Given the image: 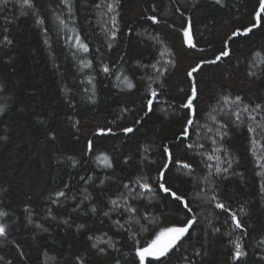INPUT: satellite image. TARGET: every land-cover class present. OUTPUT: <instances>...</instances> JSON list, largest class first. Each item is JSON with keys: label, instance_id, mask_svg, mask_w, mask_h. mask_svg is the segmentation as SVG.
<instances>
[{"label": "trees", "instance_id": "obj_1", "mask_svg": "<svg viewBox=\"0 0 264 264\" xmlns=\"http://www.w3.org/2000/svg\"><path fill=\"white\" fill-rule=\"evenodd\" d=\"M111 2L34 0L29 9L22 0H0V40H12L0 44V212L7 213L0 223L8 226L0 264H139L136 247L193 216L182 244L152 264H264L257 161L264 156V25L233 38L230 56L194 73L196 115L188 136L180 135L192 118L182 106L191 94L187 72L214 59L232 30L248 26L259 0H119L118 15L108 12ZM189 18L195 48L183 34ZM77 35L89 52L77 49ZM149 86L157 91L150 112ZM101 127L112 133L97 134ZM128 127L134 131L125 133ZM165 145L173 154L166 170ZM102 155L111 167L97 159ZM161 170L191 212L158 188ZM145 179L154 191L137 184ZM61 191L65 196L56 195ZM113 199L129 207L113 209ZM101 236L115 248L90 239ZM235 240L247 252L238 261Z\"/></svg>", "mask_w": 264, "mask_h": 264}, {"label": "snow or ice", "instance_id": "obj_2", "mask_svg": "<svg viewBox=\"0 0 264 264\" xmlns=\"http://www.w3.org/2000/svg\"><path fill=\"white\" fill-rule=\"evenodd\" d=\"M7 2H8V0H3L4 4H7ZM64 2L67 3V0H64ZM220 2H221V0H217V3H220ZM23 6H27V8L33 9L34 8V0H22V7ZM118 7H119V0H112L111 3L107 4L108 12L109 13H115L116 15H118V13L116 11ZM57 19H59V18H57ZM149 19L153 23H159V20L156 16H151V17H149ZM59 22L61 24L65 25V27L67 26L65 21L60 20ZM38 23L43 24L44 23L43 18H40L38 20ZM111 23H112V28L109 29V33H110V38L112 40H114L116 35H117V31H118L115 16L112 17ZM262 25H264V0H259L258 10L254 14L253 21L248 26H245L243 28H236V29L232 30L231 35L226 37V39H225V48L222 49L215 56L214 59H212V60H200L199 62H197L195 64L194 67H191L190 70L187 72V75L192 78V80H191V94L186 97V103H184L182 106L184 108L191 110V117L192 118L187 119L184 129L180 133L181 136H183V137L188 136V134H189L188 129L192 126L193 119L196 115V108L194 105V101L198 97V89H197L196 78L194 76V73H198L202 69L204 64H215L218 61H220L223 57L230 56V54H231L230 49L227 47V45L233 38L241 36V35H248V34L252 33L254 31V29L261 27ZM112 29H116V30H112ZM183 34L186 37V43H187L188 47L195 48L196 44L193 42V38H192L191 19L190 18L188 21V27H186L184 29ZM4 43L12 44V40L9 39L8 35H4L2 40H0V44H4ZM75 45H76L78 50H81L85 53L89 52L88 44L84 43L78 35L75 37ZM108 47L111 48L112 44L109 43ZM166 54H167V50L165 52H162L161 56L163 57ZM73 55H75V53H73ZM81 63L83 64V66L85 68H90L92 66V62L90 60H88V61L82 60ZM153 68L156 70L157 75H160V71H159V69L156 68V65H153ZM102 71L104 73H109L110 69H109L108 65H103ZM164 71L166 72L167 69H164ZM89 79L91 80V77ZM125 83L127 84L128 88L134 87V85L130 81H128L127 78H125ZM148 92L150 93V96H151V98L147 100V108H148V111L150 112L152 110L153 101L157 96V91L155 88H152L151 86H149ZM89 99H93V97H89ZM223 99L225 102H230V103H238L241 101V97H239V96H237L235 98V101H232L231 98L228 96L223 97ZM249 107L250 106L244 107L243 111L245 113H248ZM256 108H261V105H256ZM252 110L255 111V109H252ZM3 111H4V109L0 108V113H2ZM236 118H237V120L240 119L239 113L236 114ZM212 119L215 120V117H212ZM123 131L125 133H131L134 131V129L131 127H128V128H124ZM249 131L255 132L256 129L250 128ZM110 133H112L111 128L105 129V128L101 127V128L97 129V134H99V135H105V134H110ZM92 146H93L92 141L89 140L87 142V148L89 151H91ZM188 147L191 148L193 146L188 145ZM200 147H203V146L201 145ZM164 153L166 154V162L163 165V169L166 170L168 168L169 163L173 162V154H172L171 150H169L167 145L164 146ZM97 159L100 160V162L105 167H111L112 166L111 161L107 155H102L100 157H97ZM257 161L259 163V167L261 168L259 175L261 177H264V163H260V161H264V156L257 157ZM227 163L229 164V166H231L230 160L227 161ZM183 167L187 168V169H191L192 165L184 163ZM220 170L221 169L217 168V172H219ZM224 170L226 171L227 169H224ZM158 180H159V182H158L157 186L159 189H161L165 193H169L176 200L183 202L184 207L186 209H188L189 212H191V209L188 208V202L186 200H184V197L178 196L177 193L172 191V189L170 187L165 186V183L163 182L164 181V171L163 170L160 171ZM137 184H139L141 188H143L149 192L154 191L152 184L149 183L146 179L143 180V182H141V180H137ZM261 188L264 189V183L261 184ZM56 195L57 196H65V193L61 191V192H57ZM110 203L113 206V209L128 208L129 207L127 204H121L118 199H113L110 201ZM216 207L220 208V209H225L226 206L223 203H217ZM129 210L133 213L136 212L135 208H129ZM6 215H7V213L0 212V217H4ZM105 215H108V213H105ZM231 219L235 222L236 228H243L244 227L241 224L240 218L237 216V214L235 212H233L231 214ZM65 223H67V221H65ZM195 223H196V217L193 216L191 219H186L185 221H183L180 224H173L169 227L161 228L158 232H156L154 234V237L150 241L145 242V244L143 246H138L135 248V255L139 258V264H152V261H161L162 258L168 257V255L174 249H177L182 244V241L184 240L185 237H187L189 235V231ZM79 227L83 228L84 225H80ZM7 236H8V226L5 223H0V237H7ZM90 239L101 240L108 247H111V248H115V246H116L115 243L111 240V238H108L106 241L104 240L103 236L96 237V238L90 237ZM133 239L136 240V237H133ZM136 243L138 244L139 241L137 240ZM232 243L234 244V251L232 253V258L234 260L238 261L247 255V252L245 251L244 245L241 243L240 240L232 241ZM93 247H98V245L94 244ZM99 251L101 253H103L106 251V248H99ZM77 260H78V264H84L83 259L77 258Z\"/></svg>", "mask_w": 264, "mask_h": 264}]
</instances>
